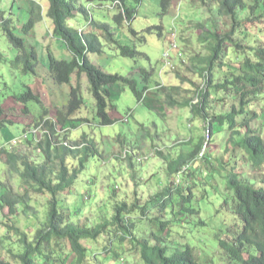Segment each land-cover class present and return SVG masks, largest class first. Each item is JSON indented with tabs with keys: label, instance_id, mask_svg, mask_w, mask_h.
Listing matches in <instances>:
<instances>
[{
	"label": "trees",
	"instance_id": "1",
	"mask_svg": "<svg viewBox=\"0 0 264 264\" xmlns=\"http://www.w3.org/2000/svg\"><path fill=\"white\" fill-rule=\"evenodd\" d=\"M211 1L190 0V3L193 5L197 3L209 15L211 13L220 19L227 20L229 30L218 35L216 20H210L209 29L205 22L195 21V29L201 36V42H209V55L199 60L203 66L198 64L197 75L203 79V86L194 92L196 103L192 100L193 98H185L178 102L180 88L176 86L177 84L164 86L155 83L157 87L153 91L150 90L149 85L155 73L151 65L148 68L133 70V74L138 77V82L134 77L106 73L89 60L90 55L100 57L106 49H109L115 50L120 57L131 59L134 64H137L140 59L149 61L148 56L138 50L139 46L146 43V36L156 35L158 39L165 40L168 36V47L162 55L163 64L165 63L168 69L174 70L177 65L172 63V57L178 62H184L181 49L184 36L179 37L180 2L160 0L161 16L167 15L172 9L179 15L175 24H171L168 34L162 23L146 27L141 31H136L132 27L142 0H47L46 13L43 12L44 7L37 0H30L28 1V18L20 23H18L19 17L14 13L8 14L1 9L0 5V39L4 38L5 41L0 46V66H6L5 74L9 72L14 78L27 75L34 77L33 85L21 84V90H17L16 85H11L10 89L0 70V133L13 124H20L23 127L22 123L11 119L15 112L28 116L31 123L21 128L19 135L10 137L18 139L22 137L21 134L27 132L26 139H21L16 144L0 140V164L4 166L3 171L7 169L9 173L16 175L20 180V187L24 188L25 192L20 195L8 187H2L0 190V217L7 221L4 224L7 230H3L0 238L12 249L16 244L19 248L17 252L10 250V258L0 259V264H87V261L89 264H99L98 257L107 256L109 247L102 245L100 254L92 255L90 244L86 241H96L102 236L106 237L105 241L108 245L117 242L121 244L129 238L133 249L137 250L140 264H197L195 250L189 246L177 250L175 254H167L163 235L170 227L168 220L157 219L156 233L149 234L147 240L145 237H135V224L129 222L127 215L140 212L144 216L146 214L144 207L132 205L130 208L125 202H120L114 205L113 215L109 220L103 218L93 226L73 224L70 213L71 204L68 205L59 196L72 195V186L89 159L96 155V150L92 144H86L84 141L81 145L76 142L70 143L71 145L64 144L59 138L58 128L64 130L67 125H72L75 121L72 119L73 115L84 104L78 85V79L84 75L88 83V92L95 103V115L99 126H111L115 123L107 112L112 98L110 87L115 85L127 87L139 103L145 104L147 97L152 95L149 98L153 100V103L154 100L159 101L162 106L164 103L171 109L189 108L192 120L199 117L207 122L209 134L212 133L213 128L226 124L231 133L228 144L233 149L246 154L252 170H261L264 167V137L258 129H249L248 123L259 119L261 127H264L262 122L264 108L260 111L256 106L257 99L264 94V46L242 47L234 42L232 37L240 23L251 22L253 19L264 20V0H248L249 4L245 0H215L216 9L210 7ZM89 7L113 10L110 22L94 19L90 15ZM18 10L21 16L23 10L21 8ZM247 10L249 15L253 16L244 18L242 21L239 17L240 12ZM44 13L52 25V39L67 50L71 59L57 60L49 54L46 79H41L38 83L47 90L45 85L47 81L56 86H68L73 77L77 80L75 87H69L65 107L57 108L52 103L49 104L50 108L55 110L54 118L50 117V108L44 105L42 96L38 93L39 88L35 85V81L40 78L38 76L39 61L37 50L31 39L35 26L44 19ZM80 16L85 19L86 25L83 29L72 28L68 23L69 20ZM13 17L17 18L16 23ZM122 30L125 34L121 33ZM228 42L232 43L231 47L235 54L242 49L241 55L237 57L240 60L235 62L237 66L230 74L224 70L227 67L225 60L229 59L226 50ZM11 49L14 50V57L7 61L6 50ZM216 70L223 71V80H219ZM213 93L217 96L222 95L224 99L236 97L238 106L231 107L229 112L209 117L208 102ZM29 103L38 106L40 113L37 116L31 114L27 107ZM165 113L164 111L163 115ZM129 116L130 114L127 117ZM238 117H242V123L239 125L236 123ZM237 128L244 130L243 135ZM33 131H36V134ZM84 138L82 136L83 140ZM65 139H67L66 135ZM201 141L203 138L190 153H183L171 161L166 160L169 177L197 157L202 147ZM21 147L26 150H16ZM156 153L160 155L159 152ZM31 154L39 156L41 161L35 162ZM70 160H73L71 165L68 163ZM227 181L233 194L231 211L240 221L241 231L234 232L230 238L218 239V250L227 264H264V179L258 187L243 182L237 174L230 176ZM173 191L174 188L170 184L155 201L156 209L163 217L167 211H165L167 203L169 202V207L172 203ZM176 191L180 194L182 201L191 198L190 194L185 198L180 189ZM30 192L45 194L47 212L42 223H36L31 233H26L21 232L15 225L9 224V221L14 223L19 215H28L27 201L30 199L28 198ZM84 199L87 200L86 197ZM19 205L24 206L23 212L18 210ZM182 210L184 211L182 213L189 217L196 214V211L190 208ZM181 226L183 227L184 223ZM141 233L144 235L141 230L138 236H141ZM4 235L6 236L3 239ZM8 236L17 238L10 240L7 239ZM101 250L105 255H102ZM112 257L119 259L120 254L115 251ZM204 257L208 258L205 255Z\"/></svg>",
	"mask_w": 264,
	"mask_h": 264
},
{
	"label": "rangeland",
	"instance_id": "2",
	"mask_svg": "<svg viewBox=\"0 0 264 264\" xmlns=\"http://www.w3.org/2000/svg\"><path fill=\"white\" fill-rule=\"evenodd\" d=\"M28 1L30 0H0V5L1 9L8 14L14 13L19 17L18 23H20L28 18ZM37 1L44 7L43 12L46 13L47 0ZM174 1L180 2L179 37L184 36L183 45L181 46L184 62H178L172 57V63L175 66L177 65L174 70L168 69L167 65L163 64L162 55L168 47V36L166 40L164 38L158 39L156 35L146 36V43L139 46L138 50L146 54L149 61L140 59L137 64H134L131 59L120 57L115 50L109 49H106L100 57L90 55L89 60L106 73L134 77L138 82V77L133 74V70L135 68H148L151 65L154 67L155 73L149 85L150 90L153 91L157 87L155 83L164 86H175L177 84L176 86L180 88V93L177 96L178 102L185 98H193L192 100L196 103L194 92L197 89L200 90L203 86V79L197 75L198 64L202 65L199 60H203L209 55V42H201V36L195 29V21L205 22L209 29L210 20H216L218 35H222L229 30V22L211 13L210 15L207 14L197 3L191 4L190 0ZM245 2L249 4L248 0H245ZM215 5V0H212L210 7L216 9ZM20 8L23 10L21 16L19 15L20 10H18ZM161 10L160 0H142L132 27L136 31H141L146 27L162 23L166 34H168L171 24H175V20L179 15L172 9L167 15L161 16ZM89 11L94 19L107 23L110 22V17L114 13L111 9H95V7H89ZM45 13L44 19L35 26L31 39L37 50L39 61L38 76L40 78L35 81V85L39 88L38 93L42 96L45 106L50 108L49 104L52 103L54 107L62 108L67 105L69 87H75L77 80L73 77L68 86H56L47 81L45 85L48 93L46 88L38 83L41 79H46L49 54L57 60L71 59V55L67 50L52 39V25L50 20L45 17ZM252 16L249 15L248 10L240 12L239 15L242 21H244V18ZM16 20L17 18L13 17L15 23ZM68 23L76 29H83L86 25L85 19L81 16L69 20ZM121 33L125 34L123 30ZM232 38L234 42L239 43L242 47L246 45L264 46V20L255 21L253 19L251 22L240 23ZM256 39L257 41H255ZM3 42H5L4 38H1L0 46ZM231 44L230 42L226 44L229 59L225 60L227 67L224 69L229 74L235 70V66H237L235 62L240 60L237 57L242 53L241 49L235 54ZM13 54L14 50H6L7 61L14 57ZM4 69H6V66H0L1 75H3V79L10 89L11 85H16L17 90L21 88V84L33 85V76L27 75L14 78L9 72L5 74ZM216 74L219 80H223V71L216 70ZM78 85L84 104L73 115L74 123L67 125L65 128L68 131L59 134V138L69 145H71L70 142L81 145L82 141H88V144L94 146L96 155L89 159L84 170L72 186V195L70 197L59 196L62 201L67 202L68 205L71 204V222L93 226L103 218L109 220L113 215L114 205L120 202H125L127 207L130 208L132 205L144 207L146 208L144 216L140 212H132L127 215L129 222L135 224L136 238L147 237L151 233H156L158 220H168L170 227L172 225L171 232L169 227L168 232L163 235L164 246L168 255L175 254L177 250L189 246L195 250L197 264H227L218 250V239L230 238L234 232L239 233L241 231V223L231 211L233 194L227 179L237 173L240 180L248 185L258 187L261 180L264 179V169L260 172H254L250 167L246 154L233 149L228 144L231 133L228 131L226 124L219 128H213L208 138L207 122L199 117L192 120L189 108L171 109L164 103V106H162L159 101L154 100L153 103V100L149 98L152 95L146 99L145 104L149 105L147 106L141 102L139 103L127 87L123 88L116 85L110 87L112 98L111 106L108 107L107 112L115 120V123L111 126H99L95 115V103L88 92V83L84 75L78 79ZM224 100L225 102H223ZM208 106L207 113L211 117L229 112L231 107L236 108L238 104L234 96L233 98L224 99L222 95L217 96L213 93L212 98L209 97ZM256 106L262 111L264 108V94L257 99ZM27 107L33 116L40 113L38 106L33 103L27 104ZM164 111L166 113L163 115ZM262 113V122H264V111ZM49 114L50 117L54 118V108L49 109ZM128 114H130L129 117H127ZM11 119L22 123L23 127L31 124L30 118L22 116L19 112H15L14 117ZM241 120L242 117H238L236 123L239 125L242 123ZM248 124L249 129H258L264 137V127H261L259 119ZM23 127L20 124L7 126L0 133V140L9 142L12 139L10 137L19 135L18 133L21 132ZM237 130L243 135V129L237 128ZM65 135L67 139H65ZM82 136L85 137L84 140ZM202 138V146L207 139H210V143L204 151L203 159L194 164L199 168L191 169L185 177H181L182 195L187 198L189 193L186 187L191 186L192 196L190 199L182 201L180 194L174 189L172 203L170 207L169 202L167 203L165 208L167 213L165 212L163 217L157 211L155 201L159 199V194L163 192V189L170 186L166 160L171 161L182 153H190L192 147L199 144ZM16 150H26V148L21 147ZM125 151L128 152V156L123 159ZM156 152H159L160 155ZM31 156L35 162L39 163L41 161L39 156L35 154H31ZM72 162L73 160H70L69 165ZM189 168H191V165ZM3 169L4 166L0 164V182H2L0 190L2 187H8L14 193L24 194V188L20 187L19 178L9 173L7 169L4 171ZM85 197L87 200L84 199ZM28 198H30L27 201L29 206L28 215H19L14 223L8 221L9 224L19 228L21 232L31 233L32 227L38 222L42 223L45 218L47 198L45 194H33V192L29 193ZM183 208L193 209L196 214L189 217L182 213L184 212ZM18 210L23 212L24 206L19 205ZM5 223H7L6 219L0 217V237L3 230H7ZM182 223H184L183 227L181 226ZM235 225L236 227H234ZM141 230H143L144 235L141 233V236H138ZM5 236H2V238L4 239ZM16 238V236L7 237L10 240H16ZM105 240L106 237L102 236L96 241H86L90 244L92 255L100 254L99 250L102 245L109 247L107 256L98 257L99 264H140L137 250L133 249L129 239L121 244L117 242L112 245H108ZM93 244H95L94 247H92ZM10 250L17 252L19 250L18 245L16 244L12 249L9 244L2 242L0 238V259H9ZM115 251L120 254L119 259L112 257ZM101 253H103V250H101ZM102 255H105V253ZM204 255L208 258H205ZM87 264H89L88 261Z\"/></svg>",
	"mask_w": 264,
	"mask_h": 264
},
{
	"label": "clouds",
	"instance_id": "3",
	"mask_svg": "<svg viewBox=\"0 0 264 264\" xmlns=\"http://www.w3.org/2000/svg\"><path fill=\"white\" fill-rule=\"evenodd\" d=\"M74 119V118H73ZM126 121H127V118L125 119ZM61 130V131H60ZM60 130H59V132H58V134H61L62 132L63 133H66L68 130L65 128L64 130H62L61 128H60ZM207 133H208V138H209V131H208V129H207ZM24 134H27V132H24ZM24 134H21V135H24ZM20 138V137H19ZM18 138V139H19ZM14 141H15V139H11L9 142L10 143H12V144H14ZM71 143V142H70ZM209 143H210V139H207V140H205V142H204V144H203V146L201 147V150H200V152H199V154L197 155V157L196 158H194L193 160H191L190 162H188L187 164H185V165H183L177 172H176V174H174L173 176H171V177H169V175H168V177H169V179H170V184H171V186L174 188V189H180V190H182L181 188H180V184H182V181H181V177L183 176V177H185L188 173H189V171L191 170V169H198L199 168V166H194V164H195V162H198V161H201L202 159H203V156H204V151H205V149H206V147L207 146H209ZM16 144V143H15ZM64 144H68L67 142H64ZM86 144H88V141H86ZM192 150H193V147H192ZM183 154V153H182ZM181 155V154H180ZM128 156V152H124L123 153V159H126V157ZM245 162H246V158H245ZM245 162H243V163H245ZM250 164V163H249ZM190 165H191V168H189L190 167ZM251 167V166H250ZM166 168H167V164H166ZM252 169V168H251ZM264 169V167L261 169V170H259V171H254V172H260V171H262ZM252 171V172H253ZM235 174H237V173H235ZM237 176H238V174H237ZM239 177V176H238ZM240 179V178H239ZM263 180V179H262ZM261 180V181H262ZM187 186H189L188 184H186ZM165 189V188H164ZM164 189H163V191H164ZM186 189H187V191L189 190V189H191V186H189V188H187L186 187ZM189 194H190V196H192V193H191V190H189V192H188ZM160 195V194H159ZM143 238V237H142ZM146 238V240H147V237H145ZM144 238V239H145ZM129 239V238H128Z\"/></svg>",
	"mask_w": 264,
	"mask_h": 264
},
{
	"label": "built area",
	"instance_id": "4",
	"mask_svg": "<svg viewBox=\"0 0 264 264\" xmlns=\"http://www.w3.org/2000/svg\"><path fill=\"white\" fill-rule=\"evenodd\" d=\"M34 134H36V131H33ZM27 138V134L22 135V137H20L19 139H15V143L19 142L21 139H26Z\"/></svg>",
	"mask_w": 264,
	"mask_h": 264
}]
</instances>
